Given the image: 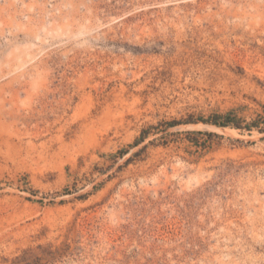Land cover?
I'll list each match as a JSON object with an SVG mask.
<instances>
[{
  "label": "rangeland",
  "instance_id": "374dc122",
  "mask_svg": "<svg viewBox=\"0 0 264 264\" xmlns=\"http://www.w3.org/2000/svg\"><path fill=\"white\" fill-rule=\"evenodd\" d=\"M263 119L264 0H0V264H264Z\"/></svg>",
  "mask_w": 264,
  "mask_h": 264
},
{
  "label": "trees",
  "instance_id": "16d2710c",
  "mask_svg": "<svg viewBox=\"0 0 264 264\" xmlns=\"http://www.w3.org/2000/svg\"><path fill=\"white\" fill-rule=\"evenodd\" d=\"M223 117H224V121L218 123L219 125H230V126H234V127H239L238 124H235V122L233 123V120H232V118L229 116V114H226V115H224ZM213 121H214V123L217 124V122H216L215 120H213ZM231 121H232V122H231ZM263 122H264V119H263ZM252 124H255V122H253ZM248 126H251V125L249 124ZM261 130H264V128L261 129Z\"/></svg>",
  "mask_w": 264,
  "mask_h": 264
}]
</instances>
